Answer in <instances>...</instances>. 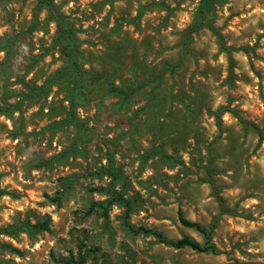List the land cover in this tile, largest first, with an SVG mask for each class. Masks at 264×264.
<instances>
[{"label":"rangeland","instance_id":"obj_1","mask_svg":"<svg viewBox=\"0 0 264 264\" xmlns=\"http://www.w3.org/2000/svg\"><path fill=\"white\" fill-rule=\"evenodd\" d=\"M201 4L0 0V226L50 218L34 237L0 236L19 251L3 258L264 264V140L250 124L264 131V0H213L207 20L221 38L192 31ZM62 177L76 181L52 204ZM110 190L129 214L118 202L107 218L89 212ZM180 213L211 230L217 252L124 225L128 215L167 239L207 242Z\"/></svg>","mask_w":264,"mask_h":264},{"label":"trees","instance_id":"obj_2","mask_svg":"<svg viewBox=\"0 0 264 264\" xmlns=\"http://www.w3.org/2000/svg\"><path fill=\"white\" fill-rule=\"evenodd\" d=\"M40 3L43 2H49L51 0H39ZM213 0H202V4L199 8V15H198V22L196 25H194L192 31H196L200 26L208 27L211 29L217 36L220 38L222 37L221 34L218 32V30L214 27L212 23H210L207 20V13H208V7L211 5V2ZM59 30L62 32L63 36L67 39L68 44L67 48L68 50L70 45L72 44V35L71 32L69 31L68 28H66L64 25H62L60 22L58 23ZM71 52V51H69ZM79 82H83L82 79H78ZM80 84V83H78ZM244 123H247L248 121H243ZM255 127L258 131L259 134V139L260 142L264 140V131L258 127L255 123H250ZM47 162V161H46ZM104 174H111L114 176V173H110L106 169L103 170ZM76 179L74 177H62L61 178V188L57 189L55 194L53 196L47 195L50 203L52 204H57L60 205L65 198L66 194L70 192L72 185ZM111 197L107 199L106 201H93L90 204L89 207V212H93L96 208L101 210V215L105 218L108 217V207L116 202L121 203L123 206L126 207V212H130L132 208V204L130 201L124 197L122 193H119L115 190L109 191ZM5 194V191L0 188V197ZM180 220L181 222L188 227H192L200 231L201 233L204 234V236L207 239V242L201 243L195 238L191 236H183L178 239H167L164 234L160 231L144 227V226H139V227H134V225L128 220V215L126 216V219L124 221V225L126 228H128L131 232L135 233H146V234H153L159 242L164 243L165 245L174 247V248H191L193 250H197L200 252H217L216 246L210 242L211 238V230H207L200 222L198 221H193L190 219L185 218L182 213H180ZM50 218L47 217L43 220H36L35 222H31L28 219L22 220L20 218L15 219L12 223L5 225V226H0V236H9L16 238L22 233H26L30 237H34L37 233H40L42 231H47L50 229ZM6 248H10L13 250H17V248L13 247L12 245L2 242L0 240V264H12L10 260L5 259L2 257V251ZM19 252V251H18ZM60 262H63L65 264H83V257L81 255L76 258L74 254L72 253L70 256H62L59 259Z\"/></svg>","mask_w":264,"mask_h":264}]
</instances>
